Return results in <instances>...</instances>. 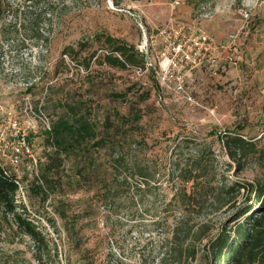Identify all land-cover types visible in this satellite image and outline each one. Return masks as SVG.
Wrapping results in <instances>:
<instances>
[{
  "label": "rangeland",
  "instance_id": "1",
  "mask_svg": "<svg viewBox=\"0 0 264 264\" xmlns=\"http://www.w3.org/2000/svg\"><path fill=\"white\" fill-rule=\"evenodd\" d=\"M97 1L38 0L36 6L26 7L24 0H7L14 8L22 7L17 18L5 12L0 32L13 29L15 22L19 28L38 23L51 39L42 58V47L20 40L21 29L16 43L4 42V54L0 53V161L21 182L17 200L55 244L54 264H212L204 249L206 240L195 243V259L163 256L172 229L178 224L185 231L191 225L197 230L205 224L212 228L209 235L225 228L233 232L234 216L247 192L193 205L177 222L181 213H158L163 200L153 181L146 195L133 187L126 194V188L115 182L111 188L110 152L145 162L157 172L169 166L175 152H183V159L191 162V154L207 155L211 150L230 181L247 183L264 176L257 156L249 157L237 173L219 139L231 132L261 141L264 148L259 139L264 135V36L252 37L251 19V30L240 35L233 57L227 39L240 28V10H252V5L243 6L246 0L241 6L237 0H210L197 6L186 0H139L117 8L110 0ZM213 20H237L239 27H221L225 38L218 40ZM100 32L134 45L150 66L121 69L100 64L97 57L111 52L97 42L81 57L63 55L66 47L77 48ZM203 34L212 51L207 56L204 50L198 53L197 66L172 63L179 45L180 51H199ZM94 50L97 55L86 67L84 60ZM209 56L214 63L208 62ZM39 64L43 69L37 72L45 79L29 92L24 78ZM73 108L90 116L99 136L115 148L97 150L91 142L78 155L57 154L46 120L52 128L61 117L74 113ZM111 126L118 129L115 138L114 130L107 131ZM93 161L98 171L91 167ZM166 191L170 199L173 191ZM0 264H39L32 241L10 225L0 233Z\"/></svg>",
  "mask_w": 264,
  "mask_h": 264
},
{
  "label": "trees",
  "instance_id": "2",
  "mask_svg": "<svg viewBox=\"0 0 264 264\" xmlns=\"http://www.w3.org/2000/svg\"><path fill=\"white\" fill-rule=\"evenodd\" d=\"M110 1L113 6L122 8L127 2L139 0ZM186 1L190 5L197 6L210 0ZM106 2L108 0L97 1L100 4ZM37 3H39L38 0H24L22 5L32 7L36 6ZM237 3L241 6L242 0H237ZM21 7L17 4V7L14 8L7 0H0V21L4 20L6 11L12 12L13 17L17 18ZM48 9V11H52V9ZM21 29H23L21 32L23 38L20 40L22 42L30 40L36 46L42 47L41 56L43 58L45 56L43 51L48 53L50 50L51 39L38 23L34 28H26L24 24H21L19 28L18 22L14 23L13 29L6 30L3 28V31L0 32V53L4 54V42L8 46H12L22 31ZM96 42L108 47L111 52L97 57L96 61L100 64L106 63L121 69L128 67L144 68L146 65L145 55L139 52L134 45L102 32L79 42L77 48L74 46L66 47L63 50V55H68L73 59L81 57L82 53L91 50ZM97 52L98 50H94L88 60H84L86 67L91 65V61L96 57ZM42 69L43 66L39 64L24 78L26 90L29 92H32L45 79L44 74L39 75L40 72H37L42 71ZM44 71L46 70L44 69ZM113 127L111 126L107 131L114 130L115 134L112 135L115 138L118 129ZM46 132L51 138V143L57 149V154L60 155H78L80 148L85 143L91 142L97 150L115 148V145L111 144L108 138L99 136L96 125L90 116L86 117L77 111L69 112L68 117H61L56 125ZM219 139L224 144L228 157L236 163L237 173L245 168V163L249 157L257 156L261 167H264V148L259 146L261 141L247 139L241 134L231 132H227L225 136H220ZM259 139L264 141V135ZM110 155L113 159L108 173L111 177L109 181L111 188L115 189L113 185L115 182L120 187L126 188V194H129L133 187L146 195L150 188V182L153 181L155 191L159 192L158 196H161L163 200V206L158 208V213L164 215L170 212L172 215L181 213L176 216L177 222L182 219L183 214L186 215L185 213L190 212L193 205L204 206V203L210 200L217 203L222 197L225 199L234 196V193L247 192L244 204L238 208L234 216V221L237 220V224L233 232L225 228L209 235L212 228L205 224L197 230H194V226L191 225L186 231L177 224L172 229L173 236L166 251L163 252V256L164 254L165 256H174L177 260L195 259L198 249L195 243L206 240L204 249L205 252L207 251L206 254L210 253L214 264H264V176L259 180L247 183L230 181L219 170L215 153L211 150L207 151V155L202 151L191 154V162H186L183 159V152H175L174 155L176 156H172L169 166L157 172L145 162L132 161L121 152L112 151ZM92 163L91 167L94 171H98L99 166L96 161ZM136 178L140 180V183L135 184ZM20 183L18 177L8 171L0 161V233L6 225L15 227L17 231L28 236L32 241L34 258L39 264H54L52 256L57 254L55 244L32 220L31 214L24 204L17 200ZM38 187L42 191L45 189L43 186ZM167 188L173 191L170 199L166 195ZM150 192L153 193L152 190ZM164 219L166 220V218ZM186 241H189L190 244L183 246ZM170 243H174V245L169 248Z\"/></svg>",
  "mask_w": 264,
  "mask_h": 264
},
{
  "label": "built area",
  "instance_id": "3",
  "mask_svg": "<svg viewBox=\"0 0 264 264\" xmlns=\"http://www.w3.org/2000/svg\"><path fill=\"white\" fill-rule=\"evenodd\" d=\"M251 12H252V10L249 8H247V9L242 8L240 10V15H241L240 28L237 31H234V32H231L228 34L227 39L231 44V46H228V47H229V49H231L233 47V50L231 49L233 51V53L230 55V57H233L235 54L234 52L236 51V48H234V46H236V42H237L238 38L248 28L249 22L252 19V13ZM177 35H179V34H177ZM201 39L204 41V43L202 44L199 51H197V52H193L194 50L192 48H188L185 51L184 50L180 51L182 46L179 45V48L175 49V55L172 59V63H174V62L177 64L185 63L186 65H191L192 67L197 66L198 65L197 54L204 50L205 55L207 56V54L212 51V48L205 46V44L208 41V37L205 34H203ZM208 62L210 64H212L215 62V59L212 56H209ZM149 66H150V64L148 62H146V65L144 68L146 69ZM144 68H140V69H144ZM46 125H47V129L51 130V125H50L48 120H46ZM23 140H24V144H25V139H23Z\"/></svg>",
  "mask_w": 264,
  "mask_h": 264
},
{
  "label": "crops",
  "instance_id": "4",
  "mask_svg": "<svg viewBox=\"0 0 264 264\" xmlns=\"http://www.w3.org/2000/svg\"><path fill=\"white\" fill-rule=\"evenodd\" d=\"M244 5H252V15L255 20L252 28H253V34L252 37L256 36H264V0H246L243 4ZM259 20L260 22H258ZM212 25L215 26V34L217 35L218 40H222L225 38L224 32L221 30L223 27L224 29L226 28L227 30L229 29H236L239 27L237 20H213ZM238 25V26H237ZM234 29V30H235ZM239 29V28H238ZM251 29L248 28L242 33L243 35H248ZM229 34V33H228Z\"/></svg>",
  "mask_w": 264,
  "mask_h": 264
}]
</instances>
